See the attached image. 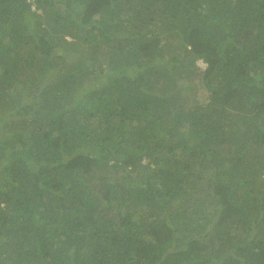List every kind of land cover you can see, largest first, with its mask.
Segmentation results:
<instances>
[{
	"label": "trees",
	"instance_id": "trees-1",
	"mask_svg": "<svg viewBox=\"0 0 264 264\" xmlns=\"http://www.w3.org/2000/svg\"><path fill=\"white\" fill-rule=\"evenodd\" d=\"M0 264H264V0H0Z\"/></svg>",
	"mask_w": 264,
	"mask_h": 264
},
{
	"label": "rangeland",
	"instance_id": "rangeland-1",
	"mask_svg": "<svg viewBox=\"0 0 264 264\" xmlns=\"http://www.w3.org/2000/svg\"><path fill=\"white\" fill-rule=\"evenodd\" d=\"M69 38V37H68ZM201 59H197V62H199ZM201 65H198L201 67V69H204V67L206 66L205 61L202 60V62L200 63ZM53 73L51 72V75ZM98 80V79H97ZM195 82L197 81H193V83L195 84ZM179 83V82H178ZM180 84V83H179ZM190 92L192 97H191V101L193 99L198 100V102H204L205 99L207 98V90L203 85H199L197 82V86L193 87H189L186 89V93ZM189 94V93H188ZM190 95V94H189Z\"/></svg>",
	"mask_w": 264,
	"mask_h": 264
},
{
	"label": "clouds",
	"instance_id": "clouds-1",
	"mask_svg": "<svg viewBox=\"0 0 264 264\" xmlns=\"http://www.w3.org/2000/svg\"><path fill=\"white\" fill-rule=\"evenodd\" d=\"M31 8H32V9H35L37 12L40 11V9H37L36 6H35V4H33V3L31 4ZM201 62H202V59H201L199 62H197V65H201V64H200ZM199 67H200V66H199ZM204 68H205V67H204Z\"/></svg>",
	"mask_w": 264,
	"mask_h": 264
}]
</instances>
